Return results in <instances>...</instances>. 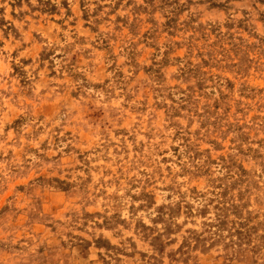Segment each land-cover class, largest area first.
<instances>
[{
    "label": "rangeland",
    "instance_id": "rangeland-1",
    "mask_svg": "<svg viewBox=\"0 0 264 264\" xmlns=\"http://www.w3.org/2000/svg\"><path fill=\"white\" fill-rule=\"evenodd\" d=\"M0 264H264V0H0Z\"/></svg>",
    "mask_w": 264,
    "mask_h": 264
}]
</instances>
